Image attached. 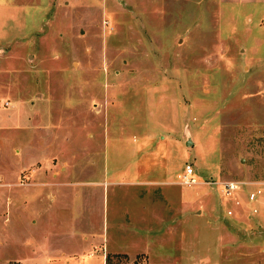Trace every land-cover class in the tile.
Returning <instances> with one entry per match:
<instances>
[{
    "label": "rangeland",
    "instance_id": "rangeland-1",
    "mask_svg": "<svg viewBox=\"0 0 264 264\" xmlns=\"http://www.w3.org/2000/svg\"><path fill=\"white\" fill-rule=\"evenodd\" d=\"M143 158L181 185L193 164L200 183L177 186L191 212L226 213L231 201L221 205L217 182L231 181L248 199L256 192L259 209L264 4L0 0V264H103L107 241L110 249L131 242V230L114 229L112 218L139 211L135 194L146 188L112 181L150 169L137 167ZM44 173L64 183L46 187ZM75 190L93 193V244H71L90 232L92 209L75 202ZM190 217L188 239L159 223L150 260L216 263L217 231L196 237L194 228L208 224ZM108 256L111 264H147Z\"/></svg>",
    "mask_w": 264,
    "mask_h": 264
},
{
    "label": "crops",
    "instance_id": "crops-1",
    "mask_svg": "<svg viewBox=\"0 0 264 264\" xmlns=\"http://www.w3.org/2000/svg\"><path fill=\"white\" fill-rule=\"evenodd\" d=\"M153 1V0H152ZM206 1V0H205ZM223 6H244V5H263L264 0H214ZM157 4V3H156ZM248 19H252L248 17ZM218 35H221V31L218 29ZM222 36V35H221ZM151 162V163H150ZM155 160H147L143 158L138 162L137 167L154 165ZM141 169L137 168L138 172L134 177L127 179L125 177L120 178L118 181L113 180V183H120V185H135V186H146L141 192H136L135 202L136 207L132 210L129 207L124 209L123 217L117 220L116 217L112 218V224L114 229L120 231V225L123 226L124 230H131V242L126 243H115V248L110 249L109 241H107V250L103 248V264H107V257L110 254L123 255L126 258H131L135 255L137 258L141 257L147 264H181L180 260H150L149 251L150 247L154 244L156 232L158 231L159 223L165 224L164 227L167 231L180 230V236L183 239H188L190 236V215L195 220L202 218L206 219L208 224L207 227H195L194 235L196 237L203 236L208 229L210 231H217V261L215 264H264V198L260 201L259 209L252 206L254 201H250L247 194L244 192H237L234 197H230L231 206L227 208V212L224 213L217 208V215L212 207L200 208L196 212H191L189 207V198L186 195L184 197L183 190L179 194L177 186H183L179 184L177 180H174L168 173L166 167L163 165L161 173L158 174L157 168ZM156 165V164H155ZM155 170V173L152 172ZM47 174V175H46ZM44 173L46 176H42L43 184L47 186H58L64 182L58 181L62 176L58 173ZM47 178V179H46ZM51 178V179H49ZM109 182V181H108ZM72 183V182H65ZM78 182H75L77 184ZM82 183V182H80ZM175 185L176 187H173ZM164 188V189H163ZM166 188V189H165ZM164 190V191H163ZM178 193V194H177ZM51 193L47 191L42 193L41 198L49 197ZM91 194L90 192L76 191L74 192V200L78 202L80 199L86 208L91 207ZM1 196V195H0ZM221 205H225L227 198L220 196ZM83 199V200H82ZM13 205L11 197L8 198L7 203ZM160 203V204H159ZM107 204L109 205V197H107ZM86 220L84 221L85 226L89 227L90 232L86 235V232L82 233L84 236L80 241L75 240L73 245L82 246L86 244H93L95 240L94 233V208L91 207ZM253 208L258 211L253 212ZM47 214V210L45 207ZM231 211L232 213H229ZM215 212V213H214ZM8 213V212H7ZM81 214H76L74 222L77 224L81 221ZM108 216L105 222L109 219V209L107 212ZM157 225V228H156ZM187 225V228H186ZM86 235V236H85ZM45 244V241L43 242ZM125 245L134 246L137 249L135 254H130L125 248ZM74 246V247H75ZM97 246V245H95ZM97 249V247H96ZM189 252V251H188ZM43 255H46V251L43 250ZM189 256V254H188ZM135 257V258H136ZM136 258V259H137ZM193 263H196L195 256L192 258ZM200 261L205 262V258H200ZM199 261V262H200Z\"/></svg>",
    "mask_w": 264,
    "mask_h": 264
},
{
    "label": "built area",
    "instance_id": "built-area-1",
    "mask_svg": "<svg viewBox=\"0 0 264 264\" xmlns=\"http://www.w3.org/2000/svg\"><path fill=\"white\" fill-rule=\"evenodd\" d=\"M180 178H181L180 182L182 183V185L192 186L200 183L195 167L191 163L185 165L184 172L182 175H180ZM217 187H219L218 189L220 191V196L222 198H230L233 197L242 188V185L240 183L233 181L225 182V183L217 182ZM258 193H261L260 189L258 190ZM256 198H257L256 192L249 193L250 201H254L256 200ZM257 211L258 210L256 208H253L254 213H256ZM229 213L232 212L229 211Z\"/></svg>",
    "mask_w": 264,
    "mask_h": 264
},
{
    "label": "trees",
    "instance_id": "trees-1",
    "mask_svg": "<svg viewBox=\"0 0 264 264\" xmlns=\"http://www.w3.org/2000/svg\"><path fill=\"white\" fill-rule=\"evenodd\" d=\"M118 256H122V255H118ZM109 257V256H108ZM107 257V264H111L110 263V260H109V258Z\"/></svg>",
    "mask_w": 264,
    "mask_h": 264
},
{
    "label": "water",
    "instance_id": "water-1",
    "mask_svg": "<svg viewBox=\"0 0 264 264\" xmlns=\"http://www.w3.org/2000/svg\"><path fill=\"white\" fill-rule=\"evenodd\" d=\"M190 143H191V141H188V142H187V144H190Z\"/></svg>",
    "mask_w": 264,
    "mask_h": 264
}]
</instances>
